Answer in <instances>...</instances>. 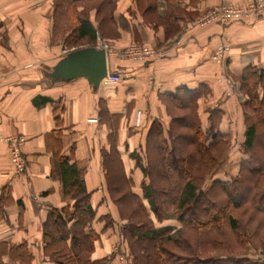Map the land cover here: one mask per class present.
I'll use <instances>...</instances> for the list:
<instances>
[{
	"label": "crops",
	"instance_id": "crops-1",
	"mask_svg": "<svg viewBox=\"0 0 264 264\" xmlns=\"http://www.w3.org/2000/svg\"><path fill=\"white\" fill-rule=\"evenodd\" d=\"M55 1L0 0V243L8 245L0 254V264H18L7 251L9 244L23 242L33 255L32 264H54L45 257L43 223L49 207L73 202L65 199L63 183L54 173L59 153L70 156V162L83 170L92 193L90 201L97 210L94 228L101 234L93 257L111 256L108 264H123L115 255L121 246L118 210L109 198L103 173L102 148L107 147L108 129L101 121L100 100H105L111 114L123 115L119 146L123 149L128 142L132 151L145 145L153 119L168 122L159 93L205 82L213 91L212 105L225 111L223 128L233 131V137L239 128L243 138L246 97L236 76L249 63L264 67V15L200 25L199 18L207 12L245 0H118L114 12L117 37L99 35L100 39L117 49L133 42L147 43L159 55L146 62L110 58L109 69L123 79L117 84L101 82L94 89L85 77L51 78L60 59L83 47L69 48L62 33L55 34ZM95 15L93 10V23ZM222 43H230L231 50L220 65L212 54ZM57 120L62 129L58 147L50 140ZM12 135L25 139L23 175L16 174L10 159L6 137ZM123 158L130 168L127 152ZM107 213L115 222L103 231L98 217Z\"/></svg>",
	"mask_w": 264,
	"mask_h": 264
},
{
	"label": "trees",
	"instance_id": "trees-1",
	"mask_svg": "<svg viewBox=\"0 0 264 264\" xmlns=\"http://www.w3.org/2000/svg\"><path fill=\"white\" fill-rule=\"evenodd\" d=\"M117 2L56 0L54 32L62 33L69 48L94 43L99 35L117 37ZM236 78L246 97L242 157L234 177L213 179L207 188L206 181L228 156L233 138V131L223 128L225 111L219 105L206 106V119L202 117L201 108L213 96L209 84L159 93L168 122L153 119L145 145L132 151L128 142L123 149L119 146L123 115L111 114L100 100L101 121L108 129L103 173L109 198L117 206L122 239L115 255L126 249L129 264H264L248 252L249 247H264V67L249 63ZM61 136L57 120L50 135L56 147ZM126 152L130 168L123 158ZM70 160L62 153L55 156L54 173L63 183L65 199L73 202L49 207L43 223L45 257L54 264H108L111 256L93 257L101 235L94 228L97 210L83 170ZM170 218L180 225L162 224ZM98 221L103 231L115 222L109 213ZM6 244L0 243V254ZM7 254L18 264H32L25 242L9 244Z\"/></svg>",
	"mask_w": 264,
	"mask_h": 264
},
{
	"label": "built area",
	"instance_id": "built-area-1",
	"mask_svg": "<svg viewBox=\"0 0 264 264\" xmlns=\"http://www.w3.org/2000/svg\"><path fill=\"white\" fill-rule=\"evenodd\" d=\"M260 15H264V0H245L243 4H225L218 8L209 11L201 22H217L227 24L234 20L248 21ZM98 37V42L95 45L99 49H104L107 54V59L110 61L112 57L124 58L132 61H148L159 55V51L139 43H132L123 49H115ZM230 43L220 44L212 54V60L217 63H223L226 60L227 54L231 49ZM109 65V63H108ZM123 79V76L108 69L107 75L103 78L104 84H117ZM9 145L10 159L16 171V174L23 175L27 169V160L23 153V136L6 137Z\"/></svg>",
	"mask_w": 264,
	"mask_h": 264
},
{
	"label": "water",
	"instance_id": "water-1",
	"mask_svg": "<svg viewBox=\"0 0 264 264\" xmlns=\"http://www.w3.org/2000/svg\"><path fill=\"white\" fill-rule=\"evenodd\" d=\"M108 73V59L104 49L86 46L69 51L53 67L52 80L69 81L85 77L97 89Z\"/></svg>",
	"mask_w": 264,
	"mask_h": 264
},
{
	"label": "rangeland",
	"instance_id": "rangeland-1",
	"mask_svg": "<svg viewBox=\"0 0 264 264\" xmlns=\"http://www.w3.org/2000/svg\"><path fill=\"white\" fill-rule=\"evenodd\" d=\"M205 15H203V16H201L199 18L198 24H200V25L207 24V22L206 23L201 22L202 18H204ZM208 23H215V22L212 21V22H208ZM103 41L107 42L106 40H103ZM82 43H83V45H80V46H83V47L84 46L85 47L86 46H90L91 47V46H95V44H97L96 42L95 43H93V42L92 43L82 42ZM82 43H80V44H82ZM133 43H139V44H142V45H147V46H150V47L156 49L154 46L149 45L147 43H142V42H133ZM130 44H132V43H130ZM109 45H110V43H109ZM129 45H127V46H129ZM111 47H113V46H111ZM73 48H78V47L74 46ZM113 48H115V47H113ZM115 49H117V48H115ZM120 49H123V48H120ZM157 56H155L153 59H155ZM111 62H112V60H111ZM223 63H219V64L222 65ZM208 101H209V103H206L205 105H203V108H201L202 117L204 119H206V116H207L206 114H204L205 113L204 108L206 106H208V105H212L213 104L212 103V98H210ZM204 125H205V127H207V123L206 122L204 123ZM234 131H235V134H234V137L231 139V143H230L231 148H230L229 154H228V156L224 157L223 161L221 162V164L218 165V167L215 170L214 174H212L210 176V178L206 181V183H205L206 188L211 184L213 179H217V178L218 179L219 178L229 179V177H234L236 175V172H237L236 170L238 168V162H239L240 158L242 157V152H241V141H242V138H241V133L239 131V128L238 129H234ZM163 223H172V224L177 225V226L180 225L179 222L176 219H174V218H170V219L162 222V224ZM120 243H122V242H120ZM117 249H118V247H117ZM248 252H249L250 256L255 258V259H258V258L264 259V247H249ZM126 253H127L126 249H125V253L124 252H122V253L120 252L119 253V258L121 260V263H123V264H129L130 263L129 262V260H130L129 256Z\"/></svg>",
	"mask_w": 264,
	"mask_h": 264
}]
</instances>
